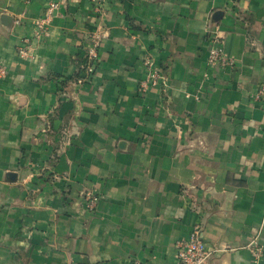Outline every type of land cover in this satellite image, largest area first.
Listing matches in <instances>:
<instances>
[{
	"label": "crops",
	"instance_id": "obj_1",
	"mask_svg": "<svg viewBox=\"0 0 264 264\" xmlns=\"http://www.w3.org/2000/svg\"><path fill=\"white\" fill-rule=\"evenodd\" d=\"M0 63V264H179L196 223L204 264H264V0H0Z\"/></svg>",
	"mask_w": 264,
	"mask_h": 264
},
{
	"label": "built area",
	"instance_id": "obj_2",
	"mask_svg": "<svg viewBox=\"0 0 264 264\" xmlns=\"http://www.w3.org/2000/svg\"><path fill=\"white\" fill-rule=\"evenodd\" d=\"M58 8L57 2H50L43 14L34 22L35 36L39 37L47 31L48 25L51 23L54 11ZM102 34L93 31L88 34V45L86 48V59L82 66L81 75L78 77L79 82L87 81L91 78L98 62V49L101 43ZM208 55L207 62L210 65L229 66L232 65L233 59L227 55L223 49V38L217 32H209L206 35ZM29 39L25 38L23 44L19 47L21 56L28 54ZM146 66V74L139 82V90L143 93L150 87L164 88L167 83L164 69L158 66L151 57L144 58ZM6 68L0 63V77L5 75ZM261 89H264V85ZM97 195L89 193L86 196V207L93 210L96 207ZM248 247L252 252L253 261L255 263L261 261L264 255L262 244L253 238ZM210 255V251L206 248L201 236V225L196 223L190 230L187 237L180 239L176 243L175 256L179 264H204Z\"/></svg>",
	"mask_w": 264,
	"mask_h": 264
}]
</instances>
